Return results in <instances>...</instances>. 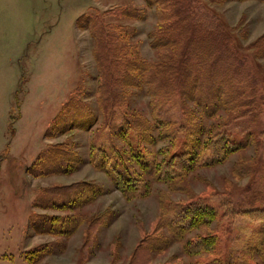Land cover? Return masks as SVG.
I'll return each instance as SVG.
<instances>
[{
	"label": "rangeland",
	"instance_id": "1",
	"mask_svg": "<svg viewBox=\"0 0 264 264\" xmlns=\"http://www.w3.org/2000/svg\"><path fill=\"white\" fill-rule=\"evenodd\" d=\"M192 10L216 16L221 30L240 57L259 78L260 105L263 114L258 123L239 119L233 129L237 140L253 132H264V1L260 0H187ZM137 8L138 17L120 14L124 8ZM97 12L118 36L121 47L135 48L140 57L153 65L154 72L170 59H179L182 47H169L165 54L152 46L151 33L159 24L158 7L146 0H0V264H131L138 245L144 239L162 234L170 238L162 250L152 255L150 264H204L218 259L221 264L237 260L236 252L247 264H264L258 248L264 251L259 228L264 219L237 213L246 207L264 208V148L255 145L237 151L223 163L199 167L173 180L162 181L148 175L135 164L145 182L129 198L116 187L110 173L94 166L92 145L104 126V113L98 101L101 72L95 56L96 39L88 27L81 28L78 18ZM169 59V60H168ZM80 96L96 114V122L87 129L72 128L47 135L66 101ZM129 110L154 118L153 96L148 85L130 88ZM195 120L213 127L231 116L225 110L216 119L206 118L200 108L188 101ZM159 119L187 120L181 98L163 104ZM184 136V132L182 135ZM185 138L178 140L179 147ZM68 145L82 157L67 172L37 175L38 157L47 146ZM116 142L125 147L123 142ZM169 140L147 144L149 155L162 158ZM105 143V142H104ZM107 146L109 143L106 144ZM239 162L253 164L255 172L240 177ZM88 181L103 188L91 202L76 209L43 208L35 200L51 188ZM202 199L218 210V217L206 226L176 239L157 224L170 213L176 202ZM81 215L82 223L69 236L37 233L33 214ZM101 217V218H100ZM217 233L216 249L189 254L188 240ZM47 253L32 263L34 251Z\"/></svg>",
	"mask_w": 264,
	"mask_h": 264
},
{
	"label": "trees",
	"instance_id": "2",
	"mask_svg": "<svg viewBox=\"0 0 264 264\" xmlns=\"http://www.w3.org/2000/svg\"><path fill=\"white\" fill-rule=\"evenodd\" d=\"M243 1V0H242ZM264 1V0H260ZM158 7L159 24L151 33L152 46L165 54L167 48H183L179 59H168L172 63L155 66L144 61L138 51L131 47H121V35L112 31L103 15L97 12L83 14L78 18L81 28L88 27L96 39L95 56L101 72L98 101L104 113V127L98 131L92 145L91 161L98 169L110 173L116 187L129 198L133 197L139 185L145 182L137 173L138 164L148 175L158 180H173L199 167L215 166L226 161L237 151L246 149L255 139L258 148H264V132L260 138L253 132L237 140L233 126L243 118L252 124L258 123L263 114L260 105L259 78L249 69L244 57H240L236 48L220 28L216 16L203 10H192L187 0H146ZM120 14L138 17L137 8H124ZM264 42V35L260 39ZM258 52L264 56V47ZM169 58L168 54L164 55ZM148 85L153 96L154 118L129 110L127 96L132 87ZM176 98L182 100V110L187 120L174 122L172 119H159L163 104H169ZM188 101L194 102L206 118L216 119L225 110L231 116L228 120L213 127L205 126L195 120L193 109ZM97 120L93 110L80 99L69 98L47 135L64 133L72 128H90ZM264 131V130H263ZM184 132V136L182 135ZM184 137L182 146L178 140ZM116 139L123 142L121 147ZM160 140H169L163 147L162 158L150 156L147 144L153 145ZM105 142V143H104ZM109 143L107 146L106 144ZM68 145L57 143L44 148L38 157L37 175L67 172L82 161V157ZM261 146V147H260ZM240 177L255 172L253 164L239 162L235 168ZM103 190L99 185L82 181L51 187L41 192L35 200L43 208L76 209L93 201ZM237 213L264 219V208L246 207ZM218 217V210L197 199L190 202H176L170 213L158 224L156 232L164 226L173 233L174 238L183 239L194 229L206 226ZM101 218V217H100ZM264 221V220H263ZM32 227L37 233L54 235H72L82 223L81 215L33 214ZM259 239L264 241V224L259 228ZM170 238L162 234L153 235L142 241L131 264H150L152 255L162 250ZM186 251L198 254L216 249L219 238L217 233L203 234L196 241L188 240ZM261 256L264 251L257 249ZM47 251L36 249L30 262L42 258ZM239 253V254H238ZM237 260L226 264H247L251 251H237ZM204 264H221L214 259Z\"/></svg>",
	"mask_w": 264,
	"mask_h": 264
}]
</instances>
